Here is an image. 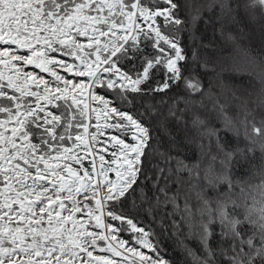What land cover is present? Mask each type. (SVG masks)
Returning a JSON list of instances; mask_svg holds the SVG:
<instances>
[{"label":"snow or ice","instance_id":"1","mask_svg":"<svg viewBox=\"0 0 264 264\" xmlns=\"http://www.w3.org/2000/svg\"><path fill=\"white\" fill-rule=\"evenodd\" d=\"M201 21L264 94V0H0V264H264V99Z\"/></svg>","mask_w":264,"mask_h":264},{"label":"trees","instance_id":"2","mask_svg":"<svg viewBox=\"0 0 264 264\" xmlns=\"http://www.w3.org/2000/svg\"><path fill=\"white\" fill-rule=\"evenodd\" d=\"M183 17V13L181 14ZM203 16L207 17L208 13L204 12ZM261 23V22H258ZM213 26L210 25L205 29L203 21L200 22V26L198 28V32L203 31L204 36L203 39L205 42H207L209 39H214V42L217 47H219L222 55L226 58L225 63L228 66H232L233 64L240 69L239 72L229 73L226 74L225 79L226 81L235 86V89L237 91V95L241 97L242 100H248L250 106H254L252 104L253 101L259 102L261 99H264V94L261 93V81L260 78L256 75V73L252 72V69L246 65L243 61V58L240 54L232 53L231 46L225 45L224 42L220 39V36L216 34L213 37L212 34ZM170 34V33H169ZM259 32L257 31L256 36L254 37L255 43L253 44V47L255 48L258 44ZM181 43L185 46L186 51H188L189 57L191 56L190 49H188V38L187 33H181ZM147 51L151 52L152 49L148 48ZM234 57V59H233ZM67 58V57H65ZM32 68V67H28ZM34 71L37 72L39 75L44 76L39 69H35ZM64 75L69 79H78V80H86V78H74L70 74L63 72ZM161 80H163V72H161V75L159 77ZM204 83H207L206 79ZM183 84L182 82H178L177 85H174L170 90L168 91V96L171 97L174 94L183 95ZM97 94L109 96V92H105L102 89H95ZM163 96V93H156L154 95V98H147V102L149 103H155ZM114 99V97H113ZM140 105L137 104L133 108H125V111H129L130 113H134L136 111V108H139ZM93 130V129H92ZM155 134V133H154ZM257 157L259 156V153L256 154ZM258 182V181H254ZM129 216L132 215V213H126ZM113 226L119 227L120 222L119 221H112L111 222ZM149 224V221L147 219H143L140 226H146ZM121 238L125 239L126 241H132L134 243V237L130 232H118L117 233ZM153 244L160 243L161 249H162V255L165 259L169 260V264H173V262H176V264H179L182 260V253L179 249L174 248L173 240H161L159 238L154 237L151 241ZM103 244L104 242H99Z\"/></svg>","mask_w":264,"mask_h":264},{"label":"rangeland","instance_id":"3","mask_svg":"<svg viewBox=\"0 0 264 264\" xmlns=\"http://www.w3.org/2000/svg\"><path fill=\"white\" fill-rule=\"evenodd\" d=\"M144 26L146 27V25H144ZM54 55H55V54H54ZM56 58H57V59H60L59 55H57ZM64 59L66 60L67 63H72V62H73L72 59L69 58V57L64 58ZM28 67H32V66H28ZM28 67L25 69L26 71H30V72H32V73L35 74V75L41 76V75H39L37 72L34 71V67H32V68H28ZM35 69H36V68H35ZM56 70L58 71V73H59L60 75L66 77V76L64 75V73H63L64 71H63L62 69L57 68ZM66 73H67V72H66ZM42 74L44 75L43 77H44V79H46V80H52V79H53V78H52L51 76H49L47 73H42ZM68 74H69V73H68ZM66 78H67V77H66ZM92 123H95V120H94V119H93ZM90 130H91V131H95L94 128H93V130H92V129H90ZM107 132H108L109 134H116V135H119V133H113L111 129L107 130ZM100 139H101V140H106V139H107V135L104 136V137H101ZM126 142H131V141H130V137H128V138L126 139ZM105 147H107V145H105ZM81 154H82V153H81ZM104 154H105L106 159H111V156H110L108 153H104ZM84 163L87 165L88 161L86 160ZM109 177L112 178V179H114V178H115L114 173H109ZM117 235H118V234H117ZM118 237H119L120 239H123V238H121L119 235H118ZM123 240H125V239H123ZM125 241H126V240H125ZM137 247H139V246H137ZM142 251H144V252L147 254V249H142ZM94 254H99V255H110V254H108V253H94ZM116 259H119V258H116Z\"/></svg>","mask_w":264,"mask_h":264}]
</instances>
